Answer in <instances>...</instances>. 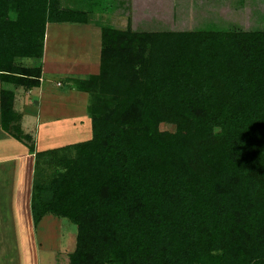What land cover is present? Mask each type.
<instances>
[{"label":"trees","instance_id":"16d2710c","mask_svg":"<svg viewBox=\"0 0 264 264\" xmlns=\"http://www.w3.org/2000/svg\"><path fill=\"white\" fill-rule=\"evenodd\" d=\"M77 1L0 0L3 84L39 86L46 24L95 12ZM132 11L125 28L96 27V64L67 77L87 94V136L42 151L25 142L34 225L53 214L75 226L67 264H264L263 24L174 30ZM0 94L3 130L29 141L12 124L13 91Z\"/></svg>","mask_w":264,"mask_h":264},{"label":"crops","instance_id":"0c3cea01","mask_svg":"<svg viewBox=\"0 0 264 264\" xmlns=\"http://www.w3.org/2000/svg\"><path fill=\"white\" fill-rule=\"evenodd\" d=\"M118 1L120 2V5L116 8L113 7ZM140 1H142L144 5H148L150 2H158L159 0H85V2H81L85 3V6L83 7L93 10L95 9V12L92 14L96 15L101 14L97 11L100 5L108 8V12L102 14L104 15L103 17L106 22L103 19L102 22L105 24L109 23V25L116 28H125L128 22L130 6L133 9L131 15L132 20L137 17L135 16L137 11H143L145 9L144 6L139 5ZM77 2L79 3V1L74 0V3H76L75 6H77ZM71 25L73 28L81 29H75L70 35L74 36L78 34L77 37L81 38L80 40L83 43V46L86 45L83 48L81 47L82 43H77L75 45L77 51H73L72 56L81 54V58L83 59L79 58V62L77 61L72 65L73 62L76 61V58L72 59V61L64 62L58 58L57 52H54L52 54V59L48 60L49 52L47 50L39 86L25 89L21 86L3 84L0 81V92L3 87L9 85L6 86V88L14 93L13 109L19 114V119L12 124L17 125L24 135L26 134L29 137V141L27 140V137L23 138V140H19L9 132L3 130L0 118V249L1 244L3 243L10 246L9 250L12 252V247H14L15 250H20L19 257H22L23 259L28 257L29 264H32L34 261V255L30 254L28 250L29 244H27V236H29V232L30 239L32 238L34 243L39 244V247H41L42 242L45 245L55 242V240L53 241L54 238L51 239L50 236L44 237V235L47 234L46 232H43L45 227L49 225L51 229H56V225L59 224L60 229H62L64 228V225L63 222L53 214H47L53 217L45 215L47 216L45 218V216H43L36 226L33 223L30 199L32 193L34 154L30 152L25 142L29 143L32 141L35 145L36 151H42L63 146L67 144L66 139L77 137L76 133H81V129L83 128L81 125V118L83 117V119L86 120L85 107H83L85 104L78 103L76 100H80V97L82 96L75 94L71 87H61L62 83L55 80L53 77L65 74L72 76L71 74L73 73L79 74L77 73L79 71L89 72L92 64H96V62L93 61L94 57L98 56L97 45L95 46L96 40H94L96 39V32L99 33V29L96 28L98 25H93V27L90 28L89 23L86 25L71 23L70 25H65V28L67 27L66 30H68ZM91 32L92 35L93 32L95 33V36L92 37V43ZM46 47L48 49V44ZM81 50H83V52ZM45 72L50 77L46 80L44 76ZM19 104L23 110L21 111V114L16 111V106ZM26 127H28L27 130L25 129ZM29 128L30 131L28 130ZM77 141L79 140L77 139ZM74 142L76 141H72V143ZM68 143H71V141ZM17 218H23L25 230L22 228V223L18 225L17 223H12V220ZM16 225L17 228H15ZM41 228H43L42 231ZM69 229L73 230V228L69 227L63 229L64 235L70 233ZM73 231H75V229ZM62 233L60 236L61 238L63 237ZM12 236L15 237L12 238ZM24 236L26 240L21 242L16 240L17 238H24ZM34 236L38 237V239L35 240ZM71 236H74L71 243L72 249H74L75 234L72 231L67 238L68 242L70 241ZM62 240H64L63 244H61V240H59L60 246H58V250L65 248L66 240ZM62 245L64 246L62 247ZM2 264H7V261L3 260Z\"/></svg>","mask_w":264,"mask_h":264},{"label":"rangeland","instance_id":"374dc122","mask_svg":"<svg viewBox=\"0 0 264 264\" xmlns=\"http://www.w3.org/2000/svg\"><path fill=\"white\" fill-rule=\"evenodd\" d=\"M255 0H166L162 3V5H160V2H150L148 5H144L142 1L139 2L140 6H144L146 10H150L151 14L156 18L159 19L157 21V26L156 28H165V27H169L172 28L174 30H193V29H206V30H211V29H233V28H242V29H247V28H252L255 27L256 24H263L264 28V22L262 20H260V16L258 15V17L255 16L254 12H256L254 9L255 7L259 8L260 10L264 9V0L260 1L258 0L257 2H254ZM122 4V2H121ZM256 4V5H255ZM120 5V2L118 1V3H116L115 5H113V7H118ZM123 7V5H122ZM257 10V9H256ZM142 12V11H141ZM258 12V11H257ZM90 23H89V27L92 28L93 25H98L99 23L102 22V19L105 20V18L103 17L104 15L102 14H90ZM150 16V17H153ZM142 17V16H141ZM141 21L139 22L140 26H142L143 24L145 25V29H154V24L155 21L153 20V22L148 19H140ZM106 22V20H105ZM261 22V23H259ZM66 24H71V23H47L46 24V28H45V39H44V54L43 57L39 60V63L42 65H44L45 62V56L47 54V50L49 52L48 55V60L52 59V54L54 52H57V56L58 58L64 62H69L72 61V59L76 58V61L73 62L72 65H74L77 61L79 62V58H81V54H77L75 56L73 55V51H77L75 48V45L81 44V38L77 37L78 34L76 35H70V33H72L75 29L80 30L81 28H73L72 25L71 27L67 29V27L65 28ZM109 24V23H108ZM80 25V24H78ZM156 26V25H155ZM259 27V25H257ZM92 30V29H91ZM64 31V32H61ZM68 31V32H67ZM68 33V34H67ZM95 33L91 32V43L92 40L95 35L98 34V32ZM75 37V38H74ZM77 38V39H76ZM75 39H76V43H75ZM79 41V42H77ZM48 44V49L46 47V45ZM86 45L81 47H85ZM79 51V50H78ZM83 52V50H81ZM80 51V52H81ZM98 59V56L94 57V60L96 62V60ZM74 61V60H73ZM92 61V60H91ZM20 63L26 64L28 66L30 65H38L37 61L35 59H30V58H22L20 59ZM50 64V63H49ZM70 66V65H69ZM71 68V67H70ZM81 69V67H80ZM43 71V69H42ZM79 74L73 73L71 74L72 76H85L87 72H77ZM45 76V80L47 78H50L46 72L44 74ZM51 76V75H50ZM67 77H69V75L65 74V75H58V76H54L53 78L55 80H58L62 83V86H65L66 88H70L71 84L67 83ZM42 78V76H41ZM9 86V85H6ZM75 94H78L82 97H80V100H76L78 103L81 104H85L83 107L86 106L87 104V94L84 92H79L76 89H73ZM85 94V95H84ZM17 112L23 111L21 109V105H17ZM81 108V106H80ZM87 118V117H86ZM82 120V129H81V133L77 134V137H73V138H68L66 139L67 143L71 141H77L85 138L87 136V134L89 133L88 131V125H87V119H83V117L81 118ZM170 125L167 124H163L161 125V129H167L170 128ZM28 127H26L25 129L27 130ZM30 131V128L28 129ZM47 216H51V215H47ZM45 216V218L47 217ZM53 217V216H51ZM15 219L12 220V223L15 224L17 223L20 224L22 223L23 226V230H25V224L23 222V218L21 219ZM60 221H63L62 218H59ZM67 220V219H66ZM68 221V220H67ZM64 222V221H63ZM17 225L15 226V228H17ZM64 228L69 227V228H73V230L75 229V231L70 230L74 232V234L76 233V228L74 225L71 224H65L63 223ZM43 227V226H42ZM60 229L59 224L56 225V229L55 228H50V226L48 225L47 227H45V230H43V228H41V231L43 230V232H46L47 234L44 235L49 237L51 239H53V241L55 240L54 243H49L48 245L43 244L42 242V246L39 247V244H35L33 239H30V232H29V236H27L28 240H27V244H29V253L34 255V261L32 262V264H67L68 263V253L72 252V240L73 237L71 236L70 241L68 242L67 238L69 236L70 233H67L64 235L63 229ZM54 229V230H53ZM65 231V230H64ZM63 232V233H62ZM61 233L63 234V237L61 238ZM73 234V233H72ZM15 236H12V238ZM35 240L38 239V237L34 236ZM61 238V239H60ZM62 239H65V248L63 249L62 247L64 245H62V249L58 250V246H60L59 240H61V244H63ZM17 241L21 242L25 239L24 238H17ZM30 240V241H29ZM70 243V244H68ZM57 245V247H56ZM8 245L5 244H1V252H0V263H3V260L7 261V264H29L28 260L29 258L27 257L26 259H23L22 257H19L20 254V250H15L14 247H12V251L9 250ZM55 247V248H54ZM16 252V253H14ZM68 252V253H67ZM16 255V256H15Z\"/></svg>","mask_w":264,"mask_h":264},{"label":"clouds","instance_id":"9594fccd","mask_svg":"<svg viewBox=\"0 0 264 264\" xmlns=\"http://www.w3.org/2000/svg\"><path fill=\"white\" fill-rule=\"evenodd\" d=\"M13 19L15 18V16L12 17Z\"/></svg>","mask_w":264,"mask_h":264}]
</instances>
